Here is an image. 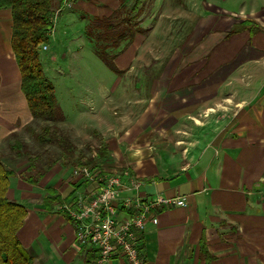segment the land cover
Wrapping results in <instances>:
<instances>
[{
    "label": "crops",
    "instance_id": "obj_1",
    "mask_svg": "<svg viewBox=\"0 0 264 264\" xmlns=\"http://www.w3.org/2000/svg\"><path fill=\"white\" fill-rule=\"evenodd\" d=\"M120 1L73 0L72 4L103 16ZM218 10L226 14L203 11V18L193 26L195 40L182 45L177 59H167L157 73L141 75L148 88L136 94L131 105L101 107L93 116L94 127L72 131L76 157L85 160L77 146L91 132L108 154L100 162L102 171L127 173L140 181L137 192L128 190L124 195L186 199L187 206L159 209L158 222L147 223L139 245L142 264H264V24L250 39L249 26L236 29L230 17L239 16L241 21L259 12L264 17V4L241 8L239 13ZM222 19L225 24L220 25ZM231 30L235 33L228 35ZM11 32L10 8H0V145L33 122L20 88ZM204 35L205 57L199 59L192 47ZM128 49H122L115 62L131 73L136 55ZM188 53L190 58L183 59L182 54ZM13 143H7L6 153L0 148V159L7 165L15 159L10 153ZM59 159L63 162L55 164L46 188L64 197L75 184L68 168L75 163L67 166L64 158ZM15 165L25 166L10 178L7 192L27 207L19 238L29 248L39 238L48 241L66 262L80 253L84 259L88 248L76 249L69 220L56 212L59 222H51L55 210H46L43 202L31 209L27 197L46 195L32 191L38 181L22 178L23 160ZM31 254L35 261L33 249Z\"/></svg>",
    "mask_w": 264,
    "mask_h": 264
},
{
    "label": "rangeland",
    "instance_id": "obj_2",
    "mask_svg": "<svg viewBox=\"0 0 264 264\" xmlns=\"http://www.w3.org/2000/svg\"><path fill=\"white\" fill-rule=\"evenodd\" d=\"M66 1L69 2L61 6L56 13L48 41L45 43L47 49L39 51V58L46 76L54 85L55 95L64 115V120L59 123V126L73 141L75 139L72 136V131L78 132L80 129L88 131L92 125L94 127L95 117L93 116H95L96 110L101 107L111 108L117 104L121 107L131 105L132 99L138 97L136 94L146 91L148 80L142 79L141 75L157 73L162 70L167 59L179 57L182 45L186 41L189 43L195 40L196 37L192 34L193 26L203 18V11L226 14L218 9H227L239 13L241 8L249 10L251 7L255 8L264 4V0H157V2L150 0L136 20L137 24L143 28V32L137 33L133 41L129 44L128 42L122 44L120 48L129 47L128 50L136 55V60L130 69L131 73L121 69L120 73H115L104 63L97 51L96 45L104 46L105 41L96 42L87 32L90 22L101 16L83 12L73 6L72 0ZM132 3L133 0L126 2L129 6ZM208 5L212 8H207ZM230 17L236 29L240 27L245 29V25L249 26L247 30L250 32V39H254L255 31L261 30L259 25L264 24V17L260 15V12L243 16L246 18L241 21L239 16L232 15ZM219 22L220 25L225 24L223 19ZM112 32L118 33L116 30ZM197 41L192 47L193 55H198V58L202 59L206 52L205 44H201L202 41H205V35ZM105 51L110 58L116 54L115 50L110 47ZM190 56V53L182 54L183 59H189ZM115 59L116 57L112 61L116 65ZM149 59H163V63L160 64V60L149 62ZM37 123L38 121L34 120L31 126L39 131ZM67 124L74 128H68ZM17 135L19 139L28 144L30 156L33 157L36 154L41 156V160H37L38 166H36L44 168L45 172H43V176H36L34 175L35 170L30 171V174L37 177L38 181L36 187L33 185L34 187L31 189L36 192L38 190L42 196L47 195V178L56 170L55 164L63 162L62 159H59V148L56 144L39 146L25 129L22 132H17ZM82 138L84 139L77 146L78 150H83L86 157L94 155L96 149L100 147L99 139L91 132L83 135ZM6 141L0 145L4 153L7 152V143L13 142L12 136L9 135ZM27 159V155L22 158L25 165H27ZM16 161L20 160L13 159V163L8 164L17 172L25 166L16 167ZM66 164L68 166L72 163ZM74 166L75 164L68 168L72 170ZM70 180L73 181L72 177ZM83 189L84 187L78 190ZM27 199L32 210H35V205L44 202L41 195L29 196ZM33 205L34 207H32ZM58 215V213L52 212L49 217L51 222L57 221L58 223L60 219ZM20 240L28 252L31 253L32 249L35 252L34 264H85L81 253L70 262H66L61 254L54 253L49 242L42 238H39V242H35L31 248L25 245L22 237Z\"/></svg>",
    "mask_w": 264,
    "mask_h": 264
},
{
    "label": "trees",
    "instance_id": "obj_3",
    "mask_svg": "<svg viewBox=\"0 0 264 264\" xmlns=\"http://www.w3.org/2000/svg\"><path fill=\"white\" fill-rule=\"evenodd\" d=\"M66 2L69 1L0 0V8H10L11 11L10 44L20 71V88L26 98L33 121H38L36 125L39 131H36L31 124L27 125L25 130L39 146L56 144L59 148V156L67 162L75 163V165L89 164L102 172L100 162L108 157L105 147H98L95 155L91 154L83 161L75 156L76 145L59 126V123L64 120V115L58 104L54 85L46 76L39 58V51L48 41L56 13ZM149 2L150 0H133L129 6L122 0L110 14L96 17L87 26L90 37L96 42L105 41L104 46L96 45L97 51L104 63L115 73H120L121 70L112 59L122 50L120 49L122 44L133 41L137 33L143 32V28L137 24L136 20ZM114 30L118 33L114 34L112 32ZM233 33L235 30L228 32V35ZM108 47L116 52L112 58L105 51ZM12 138L14 143L10 146V153L15 159L22 160L23 157L28 156L22 178L28 183H37V177L34 175L42 176L45 172L44 168L37 167V160H41V156L38 154L30 156L28 144L19 139L17 134H14ZM33 170H35L34 175L30 174ZM15 173L14 168L0 159V264H34V256L22 245L19 238V231L27 215V207L7 196L10 178ZM74 183L64 197L53 188L47 187L48 194L43 197L44 208L48 211L55 210L70 221L65 211L59 208L54 209V206L63 204L83 184V182ZM96 257V251L88 249L84 257L85 264H94Z\"/></svg>",
    "mask_w": 264,
    "mask_h": 264
},
{
    "label": "built area",
    "instance_id": "obj_4",
    "mask_svg": "<svg viewBox=\"0 0 264 264\" xmlns=\"http://www.w3.org/2000/svg\"><path fill=\"white\" fill-rule=\"evenodd\" d=\"M71 177L74 182H83L79 188L84 189L78 188L58 208L70 218L76 249L95 250L96 264L113 259H119L120 264H142L139 245L147 223L158 222L159 209L187 206L186 199L181 197L156 194L144 199L138 193L124 195L128 190L137 192L140 186V181L127 173L100 172L89 164H78L72 168Z\"/></svg>",
    "mask_w": 264,
    "mask_h": 264
}]
</instances>
